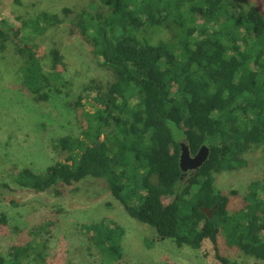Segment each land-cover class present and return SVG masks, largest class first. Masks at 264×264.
Returning <instances> with one entry per match:
<instances>
[{
	"label": "trees",
	"instance_id": "obj_1",
	"mask_svg": "<svg viewBox=\"0 0 264 264\" xmlns=\"http://www.w3.org/2000/svg\"><path fill=\"white\" fill-rule=\"evenodd\" d=\"M51 1H6L16 22L0 21V98H9L8 85L35 103L64 97L82 128L53 142V163H12L0 191L96 179L160 239L195 249L208 240L222 264H245L222 252L224 240L264 264V1L71 0L43 9ZM55 26L65 40L51 38ZM182 142L192 155L209 148L186 178ZM255 149L261 175L232 212L238 191H222L216 179L246 167ZM203 207H215L211 217ZM87 229L102 264L122 258L119 222L102 218ZM42 244L0 250V264H49Z\"/></svg>",
	"mask_w": 264,
	"mask_h": 264
},
{
	"label": "rangeland",
	"instance_id": "obj_2",
	"mask_svg": "<svg viewBox=\"0 0 264 264\" xmlns=\"http://www.w3.org/2000/svg\"><path fill=\"white\" fill-rule=\"evenodd\" d=\"M6 1L0 0V21L16 22ZM68 1L71 0H52L46 2L43 9ZM235 1L249 7L259 0ZM62 29L55 26L50 31L51 38L65 40ZM169 35V32L164 33V36ZM7 87L5 93L9 98L3 101L0 98V179L11 182L9 167L12 163L32 164L38 168L53 163L58 159L53 142L65 135H78L82 122L64 97L35 103L24 90L18 91V95L11 85ZM83 101L88 111L95 112L88 98ZM260 152L261 149H255L248 154L246 167L216 179L215 186L222 191H238L231 196L232 212L242 206L248 183L261 175L256 164ZM11 185L12 190L0 191V219L2 215L7 218L6 222L0 221V250L5 255H9L15 245L32 246L42 240L41 248L49 264H102L105 258L89 247L87 225L110 218L126 229L122 240L123 256L113 264H222L214 256L208 240L195 249L189 245L178 246L170 239H160L154 228L131 217L111 191L96 179L88 178L73 185L59 183L46 192ZM220 241L222 252L231 258L245 264L256 263L255 258L244 257L238 250L227 247L224 240Z\"/></svg>",
	"mask_w": 264,
	"mask_h": 264
},
{
	"label": "water",
	"instance_id": "obj_3",
	"mask_svg": "<svg viewBox=\"0 0 264 264\" xmlns=\"http://www.w3.org/2000/svg\"><path fill=\"white\" fill-rule=\"evenodd\" d=\"M181 156H180V166L182 170L186 171L188 169H198L203 162L207 159L208 154H209V148L206 145H203L199 152L192 156L189 146L185 143H181ZM158 175L154 174L152 176V181L154 183H158ZM215 207L213 208H208V207H203L202 210L206 212L210 217L212 216V212Z\"/></svg>",
	"mask_w": 264,
	"mask_h": 264
},
{
	"label": "flooded vegetation",
	"instance_id": "obj_4",
	"mask_svg": "<svg viewBox=\"0 0 264 264\" xmlns=\"http://www.w3.org/2000/svg\"><path fill=\"white\" fill-rule=\"evenodd\" d=\"M192 155V154H191ZM196 155V154H195ZM192 156H194V155H192ZM195 170H197V169H188V170H186V171H184V170H182L183 171V175H182V177L183 178H186L187 176H189V175H191ZM213 213V212H212Z\"/></svg>",
	"mask_w": 264,
	"mask_h": 264
}]
</instances>
